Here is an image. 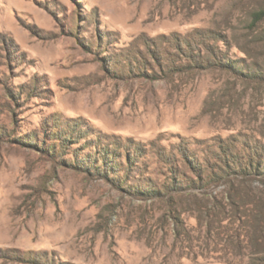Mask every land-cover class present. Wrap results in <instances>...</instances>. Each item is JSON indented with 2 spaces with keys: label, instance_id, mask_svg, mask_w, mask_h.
<instances>
[{
  "label": "rangeland",
  "instance_id": "rangeland-1",
  "mask_svg": "<svg viewBox=\"0 0 264 264\" xmlns=\"http://www.w3.org/2000/svg\"><path fill=\"white\" fill-rule=\"evenodd\" d=\"M260 12L0 0V264H250L229 205L264 193ZM185 154L252 174L202 189Z\"/></svg>",
  "mask_w": 264,
  "mask_h": 264
},
{
  "label": "trees",
  "instance_id": "trees-1",
  "mask_svg": "<svg viewBox=\"0 0 264 264\" xmlns=\"http://www.w3.org/2000/svg\"><path fill=\"white\" fill-rule=\"evenodd\" d=\"M258 19L263 18L264 12L257 13ZM212 56L213 53H210ZM210 61V60H209ZM211 62V61H210ZM220 66L234 69V63L229 61V64L222 61L217 63ZM236 68V66H235ZM188 166L194 172L197 183L202 189L209 188L213 185L219 184L221 179H228L232 175H239L243 178L252 174V167L249 169L244 168L241 171V165H239V171H236L234 164H239L237 160L230 158L231 161L222 162L224 169L221 173L216 174L215 171H209L210 167L206 170H202L201 165L192 157L185 154ZM190 158H189V157ZM230 164V165H229ZM233 165V167H232ZM206 171L208 173H206ZM257 172V169H256ZM193 183L192 181L190 182ZM230 209L232 216L237 218L239 222L236 228L234 240L228 241L229 243H237V247L241 248V243H245L242 248L247 249V257L250 264H258L260 261H264V193L262 192L258 196H252L249 202L244 201V195H240L239 192H230ZM237 216V217H236Z\"/></svg>",
  "mask_w": 264,
  "mask_h": 264
}]
</instances>
